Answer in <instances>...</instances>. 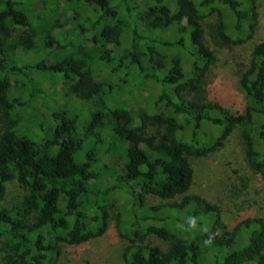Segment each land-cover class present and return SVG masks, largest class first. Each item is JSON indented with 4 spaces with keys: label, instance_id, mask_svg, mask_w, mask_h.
<instances>
[{
    "label": "trees",
    "instance_id": "obj_1",
    "mask_svg": "<svg viewBox=\"0 0 264 264\" xmlns=\"http://www.w3.org/2000/svg\"><path fill=\"white\" fill-rule=\"evenodd\" d=\"M46 1L72 9L69 28L55 19L44 25V16L34 23L27 4L0 0V203L11 181L23 190L20 204L0 208L2 264H55L63 246L82 247L106 233L114 205L98 200L111 173L100 158L116 146L123 170L105 193L131 194L135 186L140 206L148 195L164 202L132 214L123 264H264L263 218L239 217L228 230L217 205L190 194L193 162L220 151L235 132L243 162L264 179V41L238 72L245 108L232 113L208 89L216 58L202 26L216 14L210 42L242 46L257 28V0ZM160 47L179 54L165 56ZM32 73L69 82L76 99L70 113L44 114L50 125L40 124L34 139L15 130V112L39 95ZM117 99L142 101L143 111L135 116Z\"/></svg>",
    "mask_w": 264,
    "mask_h": 264
},
{
    "label": "rangeland",
    "instance_id": "obj_2",
    "mask_svg": "<svg viewBox=\"0 0 264 264\" xmlns=\"http://www.w3.org/2000/svg\"><path fill=\"white\" fill-rule=\"evenodd\" d=\"M21 1L32 9L30 16L34 23L39 22L34 16H44L42 19L44 25L50 24V21L55 19L66 28L70 27L73 11L63 1H60L59 6L53 9L50 7L52 4L50 1ZM81 3V1L76 2L74 7L80 8ZM129 3L130 5L134 4L133 0H129ZM257 4L259 19L256 31L253 38L242 46L215 47L210 42V36L215 32L217 15H210L202 21L205 39L214 50L216 58L214 69L209 75L208 89L224 98L226 108L232 113L242 112L245 108L244 94L238 85V72L247 66L253 46L264 41V0H257ZM160 50L163 55L168 57L179 54V51L168 47H160ZM31 77L39 95L36 102L30 103L25 108L18 110L17 113L15 112L19 120L15 130L21 136L34 139L40 124L44 127L50 125L49 119L44 117V114H56L58 110H67L70 113L71 108L76 104V99L68 94L69 82L56 80L49 76L41 78L35 76L34 73ZM97 80L102 82L104 77L98 76ZM11 84L13 86L10 94L13 96L20 94L14 79L11 80ZM117 100L123 103L127 109L132 110L135 116L140 115L143 111L142 101ZM34 117L35 119H33ZM3 120L2 111H0V129L4 126ZM137 120L136 117L135 124ZM76 135L81 137L80 129L77 130ZM240 148L239 133L235 132L220 151L193 162L195 177L190 194L198 195L211 204L217 205L222 211V220L228 230L236 225L239 217L264 219V179L259 174L251 173L241 158ZM119 151L120 147L116 146L108 151V155L100 158V166H109L111 173L106 174L100 182L103 188L98 200H104L105 203L114 205L106 233L101 238L93 239L82 247L63 246L55 264H123L122 253L126 244L125 236L130 235L132 231V214H145L149 207L164 203L158 197L148 195L145 197V204L140 206L139 202L134 199L140 192V188L135 186L130 190L131 194H125L124 190L119 188L105 193L111 186L112 180L122 173L123 164L119 158ZM242 178L248 179L246 189H243ZM240 191L242 192L240 193ZM22 196L23 190L15 181H11L6 186V193L0 203V208H10L20 204ZM166 224L176 234H184V231L174 225L172 220H168ZM149 240L161 249L168 247L167 243L155 238ZM0 264H2L1 255Z\"/></svg>",
    "mask_w": 264,
    "mask_h": 264
},
{
    "label": "clouds",
    "instance_id": "obj_3",
    "mask_svg": "<svg viewBox=\"0 0 264 264\" xmlns=\"http://www.w3.org/2000/svg\"><path fill=\"white\" fill-rule=\"evenodd\" d=\"M187 224L190 228H193V229L196 228L197 227V217H194V216L188 217ZM180 227L183 228V225H180ZM204 231L207 232L208 229L205 228ZM214 238H215V234L214 233L210 234L208 238L204 241L205 245H211Z\"/></svg>",
    "mask_w": 264,
    "mask_h": 264
}]
</instances>
